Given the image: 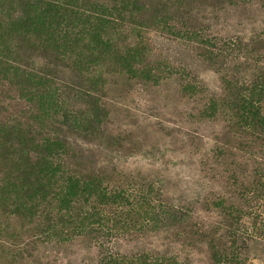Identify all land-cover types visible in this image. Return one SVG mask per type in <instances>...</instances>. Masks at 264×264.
Listing matches in <instances>:
<instances>
[{"label":"trees","instance_id":"obj_1","mask_svg":"<svg viewBox=\"0 0 264 264\" xmlns=\"http://www.w3.org/2000/svg\"><path fill=\"white\" fill-rule=\"evenodd\" d=\"M141 1L0 0V90L13 93L19 106L11 111L0 98V243L5 247L30 254L45 239L68 242L82 237L99 249L96 264H189L167 254L124 255L114 250L113 241L170 224L182 225L187 216L165 196L157 195L153 185H137L135 177L121 172L104 175L77 142L72 145L63 135L52 134L48 124H71L79 131L94 117L85 108L86 101L70 108L54 86L55 77L24 65L16 53L20 41L51 49L56 57L62 52L73 54L80 47L72 63L78 74L92 76L101 71L158 84L163 71L152 59L148 38L153 24L170 35L185 34L197 57L210 67H218L237 52L239 38L204 36L196 27L166 15L165 4ZM256 1L264 14V0ZM150 10L155 13L153 18L147 14ZM15 12L21 16L14 17ZM258 35L264 37V31ZM76 91L84 98L94 94L79 87ZM182 91L188 95L200 92L191 84ZM200 116L221 124L215 139L220 145L217 152L239 150L253 159L242 200L264 197V135L260 131L264 111L260 102L247 89L217 93L203 103ZM88 130L92 135L97 131ZM124 142L113 135L106 147L113 150ZM206 203L220 212L221 221L210 229H192V234L207 244L210 264H244L241 248L236 247L243 237L239 228L247 216L245 205L227 198ZM13 217L22 224L21 233L10 232L11 226L6 227L1 219L11 221Z\"/></svg>","mask_w":264,"mask_h":264},{"label":"rangeland","instance_id":"obj_2","mask_svg":"<svg viewBox=\"0 0 264 264\" xmlns=\"http://www.w3.org/2000/svg\"><path fill=\"white\" fill-rule=\"evenodd\" d=\"M152 1L165 4L166 15L196 27L204 36L239 38L237 52L218 67H210L197 57L192 40L185 34L170 35L153 24L148 38L152 59L163 71L158 84L107 76L101 71L92 76L78 74L72 63L80 47L73 54L62 52L56 57L51 49H37L20 41L17 57L34 71L53 75L54 86L64 94L67 105L71 108L86 101L85 108L94 117L92 123L83 126L85 130L79 131L71 124H48L52 134L63 135L72 145L77 142L104 175L112 177L121 172L135 177L137 185H153L157 195L165 196L187 216L182 225L170 224L135 238L113 241L114 250L124 255L167 254L183 263L210 264L207 244L192 233L221 221L220 212L207 205V200L227 198L245 205L247 216L239 228L243 237L236 247L241 248L244 264H264V197L242 200L253 159L239 150L217 152L220 145L215 139L221 124L200 116L203 103L214 94L246 89L264 111V37L258 35L264 31V14L256 0L222 4L215 0ZM145 2L150 3H140ZM147 14L150 18L155 15L153 10ZM16 16L21 14L15 12ZM186 84L197 86L200 92L186 94L182 91ZM77 87L94 94L84 98ZM0 94L11 111L19 107L13 93L0 90ZM88 128L97 131L92 135ZM260 131L264 135V126ZM113 135L125 142L112 150L106 145ZM254 152L260 153L258 149ZM1 219L6 227L11 226L10 232L21 231L22 224L14 217L11 221ZM4 245L0 243V264H96L99 250L82 237L68 242L45 239L30 254Z\"/></svg>","mask_w":264,"mask_h":264}]
</instances>
